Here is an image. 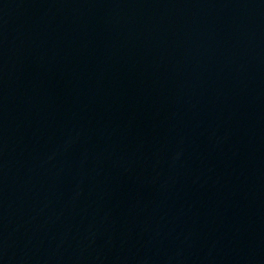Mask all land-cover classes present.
<instances>
[{
  "label": "water",
  "instance_id": "1",
  "mask_svg": "<svg viewBox=\"0 0 264 264\" xmlns=\"http://www.w3.org/2000/svg\"><path fill=\"white\" fill-rule=\"evenodd\" d=\"M0 264H264V0H0Z\"/></svg>",
  "mask_w": 264,
  "mask_h": 264
}]
</instances>
